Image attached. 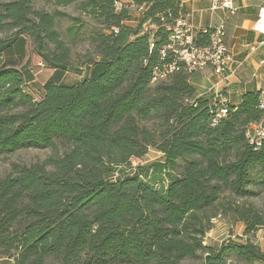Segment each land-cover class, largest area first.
<instances>
[{"label": "trees", "instance_id": "16d2710c", "mask_svg": "<svg viewBox=\"0 0 264 264\" xmlns=\"http://www.w3.org/2000/svg\"><path fill=\"white\" fill-rule=\"evenodd\" d=\"M116 1L56 0L77 4L101 27L89 35L95 59L84 66L74 64L72 46L57 29L66 13L38 9L34 0L0 1V32H13L0 38V153L53 150L43 162L0 175V258L264 264L252 239L262 216L228 199L264 185V139L255 149L246 138L247 126L264 116L261 90L247 91L214 123L219 102L195 97L186 69L151 83L182 0H132L120 9ZM132 5L146 6L136 25L128 23ZM26 34L55 73L37 99L28 88L31 71L6 59L16 50L24 57ZM208 36L201 30L197 42L207 44ZM68 70L83 77L64 84ZM151 148L161 153L158 161L132 165ZM219 215L242 221L246 240L205 243Z\"/></svg>", "mask_w": 264, "mask_h": 264}, {"label": "crops", "instance_id": "0c3cea01", "mask_svg": "<svg viewBox=\"0 0 264 264\" xmlns=\"http://www.w3.org/2000/svg\"><path fill=\"white\" fill-rule=\"evenodd\" d=\"M121 2L130 3L132 0H121ZM236 2L239 11L235 14L225 9L212 10L209 0H182L179 9L180 17L185 18L188 24L193 26L196 39L204 28L213 27L221 21L226 23L227 44L235 58L233 64L235 70L226 76H222L214 72L213 68L206 67L190 73L189 80L196 89L195 97H203L214 102L218 101L216 93L221 91L230 106L240 105L243 95L247 91L264 89V35L253 29L259 10L264 6V0H236ZM139 18V13H132L128 23L136 25ZM149 27L156 28L153 25H147V28ZM16 58L15 52L6 55L10 64L18 69H25L22 61L20 62ZM42 73L44 76L42 79L37 78L35 80L31 75L27 78L28 88L32 92L37 90L34 87L42 88L55 74L52 68H46ZM260 233L261 230L259 229L255 242L261 246L264 252V233L262 235Z\"/></svg>", "mask_w": 264, "mask_h": 264}, {"label": "rangeland", "instance_id": "374dc122", "mask_svg": "<svg viewBox=\"0 0 264 264\" xmlns=\"http://www.w3.org/2000/svg\"><path fill=\"white\" fill-rule=\"evenodd\" d=\"M5 1V0H0ZM34 6L38 9L45 10L47 12H54L58 10L64 14V16L57 19V29L60 35L68 41L72 46L71 58L75 65H85V62L93 58V47L89 42L90 33L96 28H101L99 24H96L88 15L81 13L78 9L77 4L69 5H58L56 0H34ZM134 14L136 11L131 9ZM71 27L73 29H71ZM74 34H76L74 36ZM13 35V32L7 30L5 32H0V38ZM25 36V54L24 59L20 57L19 50H16V59L24 65L26 70H30L33 78L36 80L44 78L42 71L48 67L41 68L38 66V62L41 60V56L35 52L34 44L32 43L31 37L26 34ZM18 51V52H17ZM19 55V56H18ZM91 57V58H90ZM27 62V65H26ZM82 74L76 73L75 71L68 70L64 76L63 83L70 84L81 80ZM35 90L34 97L37 99L40 97L39 87H34ZM53 153L51 148H34L25 147L15 152L0 153V175H9L14 168L24 165L37 164L39 162L45 161ZM161 153L151 148L147 155L143 159L132 158V165L138 166L143 164H149L151 162H156L160 159ZM122 171H124L122 169ZM121 172V170H120ZM257 177V176H256ZM257 193L249 197H234L228 198L229 201L239 202L241 205L247 207H254L262 216L264 221V185H255ZM226 197L229 193L225 194ZM225 200V198H224ZM245 224L242 221H235L230 218H225L219 215L217 219L213 221L212 228L208 231L205 243H215L220 244L221 241L232 238L233 240L245 241ZM264 233V226L260 229ZM254 241L257 240V234L252 237ZM187 264H201V259L194 258L186 261ZM0 264H12L10 260H5L0 258ZM49 264H58L50 261Z\"/></svg>", "mask_w": 264, "mask_h": 264}, {"label": "built area", "instance_id": "2783aa9c", "mask_svg": "<svg viewBox=\"0 0 264 264\" xmlns=\"http://www.w3.org/2000/svg\"><path fill=\"white\" fill-rule=\"evenodd\" d=\"M209 1L212 10L225 9L229 10L232 14L239 11L236 0ZM122 4L120 0L116 1L118 9L122 7ZM131 8L141 14L146 9V6L132 5ZM169 15L172 16L171 13ZM168 29L171 30L170 41L160 50L161 63L155 65L153 68L152 84L166 80L170 74L181 69H186L192 73L206 67H211L214 72L222 76H226L235 70L233 68L235 58L227 44V26L225 22L221 21L213 27L202 30L209 34V42L207 44L197 42L195 30L191 24H188L185 18H176L173 24L169 25ZM253 29L257 33L259 32L264 35V6L259 10ZM115 31L118 32L119 29L115 28ZM154 46L155 44L152 43L151 48ZM38 66L41 68L47 67L44 59L41 58ZM259 97V109L264 111V89L260 91ZM216 98H218L220 106L216 110V115L213 119L214 123H217L218 119L226 117L229 114L227 98H225L221 91L216 93ZM247 127L246 138L255 146V149H259L264 139V116L260 121L253 122Z\"/></svg>", "mask_w": 264, "mask_h": 264}]
</instances>
